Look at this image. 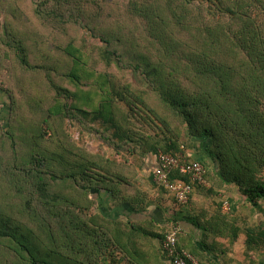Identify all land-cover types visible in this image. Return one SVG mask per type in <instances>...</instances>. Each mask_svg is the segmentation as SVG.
Wrapping results in <instances>:
<instances>
[{
	"label": "trees",
	"instance_id": "16d2710c",
	"mask_svg": "<svg viewBox=\"0 0 264 264\" xmlns=\"http://www.w3.org/2000/svg\"><path fill=\"white\" fill-rule=\"evenodd\" d=\"M0 14V95L9 103L1 104L16 101L17 122L28 123L24 133L11 127L16 139L0 117V144L8 140L1 148L13 160L0 177L11 203L0 210V264H172L163 241L173 222L100 212L103 190L114 201L137 197L118 191L124 178L105 147L141 156L197 149L212 186L195 184L188 204L197 188L224 185L255 207L264 203V0H0ZM55 24L68 35L87 30L106 47L85 53L81 39L45 48ZM55 49L71 61L66 86L47 76L50 66L36 65ZM112 67L143 85L105 71ZM53 85L49 104L42 97ZM76 116L101 148L69 138L66 123ZM21 143L31 156L19 165Z\"/></svg>",
	"mask_w": 264,
	"mask_h": 264
},
{
	"label": "crops",
	"instance_id": "0c3cea01",
	"mask_svg": "<svg viewBox=\"0 0 264 264\" xmlns=\"http://www.w3.org/2000/svg\"><path fill=\"white\" fill-rule=\"evenodd\" d=\"M3 29L4 18L0 14V33ZM104 149L106 157L117 162L124 178L118 191L126 198L137 197L133 202H120L122 199L114 201L108 191H101L99 208L103 215L159 226L173 222L181 229L182 246L202 264H264L263 203L255 207L240 195L237 187L224 185L213 192L197 188L187 206L177 207L172 195L163 193L154 181L157 155H111L112 151ZM185 156L192 161L204 159L193 148L185 149ZM208 185L205 187L212 186L210 182Z\"/></svg>",
	"mask_w": 264,
	"mask_h": 264
},
{
	"label": "rangeland",
	"instance_id": "374dc122",
	"mask_svg": "<svg viewBox=\"0 0 264 264\" xmlns=\"http://www.w3.org/2000/svg\"><path fill=\"white\" fill-rule=\"evenodd\" d=\"M68 17L73 18V20H76V18H77L76 15H74V16L70 15ZM83 24H87V16H85V21L83 22ZM46 29H47V27L44 28V30H46ZM70 33L71 34H69V35L64 34L62 26H60V25L58 26V24H55V26L53 25V32L50 34L49 38L44 42V45H46L45 48H47L48 46H49V48H54L56 43L60 44L61 48L66 47L69 43H76V46H79V44H77V43H78V40H81V39L84 41L83 50L86 51L85 53H87V48H88V50H94L95 48H103L104 49L106 47L105 43L100 42L98 39L96 40V39L92 38L87 33V30L79 29L77 32L76 29L71 27ZM87 44H89V45L91 44L93 46L87 47ZM44 45L42 46L43 48H44ZM36 63H37L36 65H41L43 68L44 67L49 68V66H50L52 69H50L49 71L46 70L47 72H45L47 74V76L50 77L52 80L54 79L55 83H59V85L66 86V79H65L66 75H64V74H65V72L70 70L72 66H71V61L63 52L55 49V50H51L49 55L41 53L40 55L37 56ZM55 68L59 69L60 72L58 73L57 70H55ZM105 71H107V73H114L116 75L118 74L120 77H123L124 79H129L133 83H137L140 86L143 85L142 80H140V77L136 76L131 71H124L123 69L117 70L114 67L108 68V70L106 69ZM40 74H41V76H43L44 75L43 71H42V73L39 72V75ZM0 76H2V75L0 74ZM0 79L2 81V78H0ZM13 89H15V92L17 93V97L20 101L26 100L25 97H23L21 100L22 95L20 93V90L17 87L13 88ZM55 92H56V90H54V85H53V90L49 91V88H48L47 93L44 95V97H42V100L48 101V103L51 104V99L55 95ZM13 97L15 98V96H13ZM6 98H7V96L0 95V117L3 116L6 120V123H7L6 124V126H7L6 130L13 133V130L11 129V127L13 126L16 129H17V127L23 129V133L26 132L25 127L28 123L21 122L22 124H19L17 122L18 119L15 118L16 117V111H15L16 101L13 103V105H11V107H9V105H6V107H4L3 106L4 104H9L8 100H7L8 98L7 99ZM44 103H46V102H44ZM1 108H4L2 114H1V110H2ZM32 111H34V113L31 114V116L33 115L34 117H37L38 113H35L34 109H32ZM36 112H38V111H36ZM42 114L43 113H41V115ZM42 118H44L43 115H42ZM32 126H34V124H32ZM66 129L68 131L67 134H68L69 138L72 139L73 141H75L78 145L83 147L85 150H87V148L89 150H96L98 148H101L102 141L97 136H93V135H90L89 133H87V119H84L82 116H76L75 119L72 120L70 123H66ZM31 131H32V129H31ZM44 132H46V128H45V131L43 130L39 134H44ZM13 135L17 139L18 134L13 133ZM5 138L6 137H4V139H2V143L0 144V177H3V178L5 177V175H7V171H10V169L8 168L9 163L13 162V160L11 159L12 156L8 155L1 148L2 146L7 145V144H5L6 141L8 143V140ZM46 138L48 139L49 135L46 136ZM24 142L26 143L27 139L24 140ZM22 145L24 147L23 146L19 147V151L23 155H17V163L19 165L22 164L24 161L28 160L31 156V155H25L26 152H23V151L27 150L26 148L28 145H24V144H22ZM41 145L45 146L46 143L45 144L41 143ZM44 146H43V149H45ZM103 150L106 151L105 149H103ZM1 171H2V174H1ZM7 179H8V177H7ZM0 182H4V180H1V178H0ZM4 183H6V182H4ZM0 184H3V183H0ZM4 194L5 193H4L2 186H1L0 187V210L5 209V207H3V206H5L4 204H11L9 201L4 199L5 198ZM262 208H264V203H263Z\"/></svg>",
	"mask_w": 264,
	"mask_h": 264
},
{
	"label": "built area",
	"instance_id": "2783aa9c",
	"mask_svg": "<svg viewBox=\"0 0 264 264\" xmlns=\"http://www.w3.org/2000/svg\"><path fill=\"white\" fill-rule=\"evenodd\" d=\"M158 167L154 173L156 185L171 192L180 205H187L195 184L209 186L205 179L206 169L199 161H190L185 154L171 155L160 152ZM178 174L180 178L173 179ZM186 177L188 181L181 179ZM181 229L173 224L163 241V249L172 264H201L194 256L179 248Z\"/></svg>",
	"mask_w": 264,
	"mask_h": 264
}]
</instances>
